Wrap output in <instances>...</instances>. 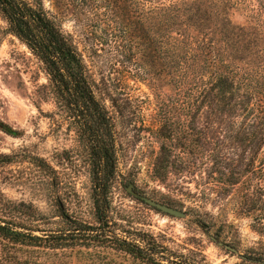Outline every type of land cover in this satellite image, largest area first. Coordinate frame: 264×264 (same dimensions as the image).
Returning a JSON list of instances; mask_svg holds the SVG:
<instances>
[{
	"label": "rangeland",
	"instance_id": "1",
	"mask_svg": "<svg viewBox=\"0 0 264 264\" xmlns=\"http://www.w3.org/2000/svg\"><path fill=\"white\" fill-rule=\"evenodd\" d=\"M137 1L148 9L176 0ZM44 5L73 37L98 85L96 97L112 117L117 174L104 199L93 183L77 124L49 88L45 65L10 34L0 14V124L17 134L0 130V156L7 157L0 162V217L44 239L92 229L88 234L138 246L156 264H264V233L253 215L240 213L243 185L230 183L236 172L241 175L235 179L244 181L249 158L237 144L242 118L210 124L205 116H182L183 101H167L171 87L156 83L162 90L153 88L146 45L132 36L134 27L119 17L115 0H44ZM242 14L232 13L235 25L247 26ZM108 95L116 101H108ZM166 117L175 130L180 120L194 121L188 125L195 132L185 141L176 131L166 142L172 154L158 178L161 142L156 133ZM128 182L187 217L173 218L140 203L125 191ZM46 245H15L0 238V264H150L110 243L84 241L62 249Z\"/></svg>",
	"mask_w": 264,
	"mask_h": 264
},
{
	"label": "trees",
	"instance_id": "2",
	"mask_svg": "<svg viewBox=\"0 0 264 264\" xmlns=\"http://www.w3.org/2000/svg\"><path fill=\"white\" fill-rule=\"evenodd\" d=\"M115 6L119 17L134 27L132 36L146 45L144 57L153 88H162L156 83L171 87L173 93L167 95V101H183L182 116L191 120L205 116L210 124L242 118L237 144L244 146L249 158L242 173L244 181L235 179L241 175L236 172L230 183L231 187L243 185L240 213L253 215L264 233V159L260 160L264 153V0H176L148 9L137 0H115ZM235 11L244 12L241 17L248 20L247 26L233 23ZM0 14L9 24L10 34L45 65L49 88L76 122L79 139L90 157L93 183L106 199L117 174L114 124L96 97L98 85L73 37L62 31L58 19L45 9L44 0H0ZM107 100L116 101L112 95ZM166 118L156 133L161 142L158 178L164 176L172 154L166 142L176 131L185 141L195 132L188 125L194 121L180 120L175 130V123ZM0 130L11 137L17 135L4 124ZM5 158L0 156V162ZM99 203L98 212L102 209ZM97 221L102 223V217ZM18 226L22 227L0 217V238L22 246L54 244V249L84 241L110 243L112 248L156 264L138 246L88 234L92 229L81 235L74 230L73 235L44 239L21 232Z\"/></svg>",
	"mask_w": 264,
	"mask_h": 264
},
{
	"label": "water",
	"instance_id": "3",
	"mask_svg": "<svg viewBox=\"0 0 264 264\" xmlns=\"http://www.w3.org/2000/svg\"><path fill=\"white\" fill-rule=\"evenodd\" d=\"M123 182H125V180H122ZM125 191L127 192V194H129L132 198H134L135 200L139 201L140 203L146 205L147 207L168 215L170 217L173 218H177V219H185L187 217V214L184 211H181L179 209H176L174 207H171L169 205L160 203L158 201H155L147 196H145V194L140 191L133 183L128 182V184L125 186ZM211 240L214 241L215 243H217L219 245V247H222L224 249H226L227 251H230L233 254L238 255L239 252L237 249L222 243V242H218L217 238L211 237ZM240 258L242 260L245 261H249V259L247 257L244 256H240Z\"/></svg>",
	"mask_w": 264,
	"mask_h": 264
}]
</instances>
